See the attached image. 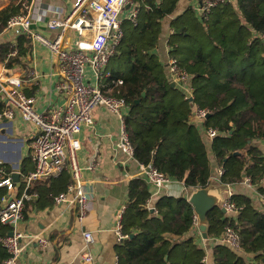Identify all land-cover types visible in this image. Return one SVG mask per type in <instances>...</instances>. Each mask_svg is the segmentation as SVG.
Listing matches in <instances>:
<instances>
[{
  "label": "trees",
  "instance_id": "16d2710c",
  "mask_svg": "<svg viewBox=\"0 0 264 264\" xmlns=\"http://www.w3.org/2000/svg\"><path fill=\"white\" fill-rule=\"evenodd\" d=\"M178 2L131 0L138 13L133 21H122V39L109 61L102 92L125 102L124 125L133 158L140 165H150L194 192L210 184L213 159L222 171L221 186L233 187L248 179L264 197L260 184L264 153L254 145L264 141V0H231L209 9L205 16L188 8L170 22L168 53L191 78V101L171 86L167 67L155 54L161 22L173 15ZM19 10L20 4L11 2L0 11V31ZM18 40L15 49L21 51L20 57L28 48L23 47L25 37ZM10 47H0V62ZM19 57L9 59L7 68L17 65ZM192 105L210 113L201 125L204 131L216 132L210 145L212 157L199 126L191 122ZM29 169L24 162L20 173ZM69 183L70 177L61 174L34 183L27 193L37 194L35 205L40 207L43 198L51 205ZM5 195L1 188L0 201ZM148 201L146 184L132 181L122 215V232L128 238L119 248V264H205L204 251L193 238H183L195 222L189 203L164 197L151 209ZM232 202L238 208L235 216L218 209L207 214V238L223 237L225 229L232 228L238 237V253L252 258L245 261L228 247L217 245L213 264H264V213L244 195H234ZM10 231L0 223V240ZM7 257L0 242V264Z\"/></svg>",
  "mask_w": 264,
  "mask_h": 264
},
{
  "label": "built area",
  "instance_id": "2783aa9c",
  "mask_svg": "<svg viewBox=\"0 0 264 264\" xmlns=\"http://www.w3.org/2000/svg\"><path fill=\"white\" fill-rule=\"evenodd\" d=\"M230 0H202L200 16H205L209 9ZM31 3L27 1L20 4V12L7 21L6 30L14 37L23 35L32 44H38L52 54L58 68L59 80L56 90L63 100L60 107H50L43 113L34 109V99L26 97L22 92L23 81L19 77H8L6 73L0 75V101L4 104L0 108V121L11 122L18 115L23 122L34 126L30 138V150L34 168L28 174L22 175L24 191L20 196H12L15 183L11 179L12 172H7L0 161V189H5L6 195L0 201V223L11 228L12 235H7L0 242L7 252L4 264H17L23 247L22 238L36 240L41 248H45L47 241L38 236H25L15 231L16 226L24 218L26 202L34 196L28 194V189L36 182L68 174L70 183L66 191L55 197V205L65 204L76 210V221L82 223L87 217L90 199L87 196L82 181V171L94 172L98 163L93 159L91 163L82 168L77 159L80 150L78 136L83 128L93 129L94 120L92 112L97 108H104L108 112L120 117V131L116 141L118 152L126 161H133V148L124 125L123 117L127 113V106L122 99L105 96L102 92V82L109 77L107 66L116 47L122 39L121 25L123 20L133 21L138 13L132 6L126 17L123 12L131 6V0H75L71 11L62 19L45 20L44 15L35 18L29 17ZM34 23L45 24V27L56 35L47 39L32 30ZM72 32L76 43L72 44L66 33ZM77 44L78 47H75ZM86 44V46H82ZM16 42L10 46L6 54L5 63L16 57ZM4 68V66H3ZM170 82L177 86L184 94L185 99L192 100L190 76L181 70L176 61L170 59L167 65ZM36 78V76H35ZM121 81H118L120 84ZM209 112L192 105V118L202 127V123L209 116ZM209 140L216 137V132L206 130ZM148 185L161 192L173 181L161 174L152 166L140 165ZM222 171L218 172V184ZM247 186L252 185L248 179L244 180ZM260 184L264 186V178ZM221 186V185H220ZM223 187V186H222ZM225 188V202L223 208L228 216H235L238 208L232 202V187ZM124 209L116 213L114 233L117 242L127 240L122 232V215ZM85 246L92 242L89 234H83ZM220 242L231 251L240 250L237 234L232 228H226ZM85 262H91L89 255Z\"/></svg>",
  "mask_w": 264,
  "mask_h": 264
},
{
  "label": "crops",
  "instance_id": "0c3cea01",
  "mask_svg": "<svg viewBox=\"0 0 264 264\" xmlns=\"http://www.w3.org/2000/svg\"><path fill=\"white\" fill-rule=\"evenodd\" d=\"M25 1L28 4L31 3L28 12L29 17L35 18L38 15H44L45 20H62L71 11L75 2V0H0V11L11 2L21 4ZM234 1L232 0V2ZM131 7L132 5L126 7L123 17H126ZM188 8H192L197 16H200L201 5L199 0H179L173 15L161 22L162 32L155 54L165 67H167L171 59L167 46V41L171 35L170 22L177 16L182 15ZM5 28L6 26L0 31V47L4 45L10 46L13 42H16L18 47L19 37L25 36L14 37V34L8 32ZM32 30L47 39H52L56 35V32L49 31L44 23H34ZM66 35L70 37L67 39L68 41L71 40L72 44L76 43L75 35L72 32L68 31ZM25 40L23 47L28 48V50L24 56L20 55L19 57L21 53L19 51L17 53L19 62L11 68H7L5 62H0V75L6 73L8 77L21 78L23 81L22 92L26 97L34 99V109L37 112L43 113L50 107L62 106L63 100L56 90L60 76L52 54L42 46L32 44L26 37ZM82 46H86V44H82ZM75 47H78L77 44H75ZM166 70L169 78L168 69ZM3 105L0 101V108H3ZM92 118L94 120L93 129L83 128L78 136L80 150L77 153V159L82 168L91 163L93 159L98 163L96 171H82V185H84L87 196L90 199L87 217L82 223H78L76 221L77 212L75 208L67 207L65 204L55 205V197L51 205L49 203L46 204V200L43 198L39 203V207L35 205L38 201V196L34 193V196L26 202L24 218L16 226L15 231L25 236L42 237L47 241V245L45 248H41L36 240L26 237L22 238L23 251L17 260V264H119L118 251L125 241L122 243L117 242L114 233L116 213L127 206L129 184L134 180H141L146 184L149 191L147 206L151 209L154 203L164 197L174 200L184 199L188 202L192 192L184 189L181 184L172 182L164 190L156 193L148 185L139 163L135 160L125 162V158L116 148L121 123L119 116L108 112L104 108H97L92 112ZM191 122L195 123L192 117ZM199 130L210 157H212L210 153L212 140L206 137L202 127L199 126ZM33 131V124L23 122L18 115L11 122L0 121V143L2 144L0 161L10 168V172L13 171V173L19 174V183L18 185L15 184V190L11 193L12 196H20L25 189L22 177L24 174L20 173V166L25 162L27 168L31 169H29V172L34 168L30 150V138ZM14 135L18 137L17 140L9 139V137ZM23 139L26 142V146L23 154H21ZM254 145L264 153V141L257 140ZM211 166L210 184H218L216 180H218L220 169L213 159L211 160ZM55 178L57 177L49 179L53 180ZM20 180L23 181V186ZM221 189L225 198V188L222 187ZM231 191L233 196L240 194L250 198L253 206L264 213V197L259 195L256 186H247L242 181L241 184L233 186ZM50 197L47 198L49 199ZM84 233L92 237V242L86 246L83 240ZM183 238H193L195 244L204 251L203 260L205 264H213L214 247L224 245L220 242L222 237L204 239L198 230L196 219L191 231ZM238 254L245 261L252 258L244 253ZM87 255L91 257V262L89 263L85 262L84 259Z\"/></svg>",
  "mask_w": 264,
  "mask_h": 264
},
{
  "label": "water",
  "instance_id": "95a60500",
  "mask_svg": "<svg viewBox=\"0 0 264 264\" xmlns=\"http://www.w3.org/2000/svg\"><path fill=\"white\" fill-rule=\"evenodd\" d=\"M174 87V84L171 83ZM191 101V100H190ZM13 183H19V174L14 172L11 175ZM222 186L219 184H209L206 188L197 189L191 193L188 203L192 207L194 217L196 219V225L198 230L204 239L207 238V231L209 229V223L207 221V214L211 211L218 209L221 214L225 215L223 204L225 198L222 194ZM9 236L12 233L8 234Z\"/></svg>",
  "mask_w": 264,
  "mask_h": 264
},
{
  "label": "rangeland",
  "instance_id": "374dc122",
  "mask_svg": "<svg viewBox=\"0 0 264 264\" xmlns=\"http://www.w3.org/2000/svg\"><path fill=\"white\" fill-rule=\"evenodd\" d=\"M9 139H11V140H17L18 139V137L17 136H11V137H9ZM23 146H22V149H21V154H23V151H24V148H25V146H26V142H25V140L23 139ZM1 146H2V144L0 143V148H1Z\"/></svg>",
  "mask_w": 264,
  "mask_h": 264
}]
</instances>
